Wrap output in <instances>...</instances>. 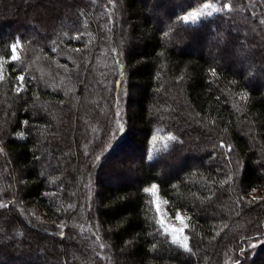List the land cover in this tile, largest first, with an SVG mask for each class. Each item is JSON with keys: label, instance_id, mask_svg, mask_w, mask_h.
Wrapping results in <instances>:
<instances>
[{"label": "trees", "instance_id": "obj_1", "mask_svg": "<svg viewBox=\"0 0 264 264\" xmlns=\"http://www.w3.org/2000/svg\"><path fill=\"white\" fill-rule=\"evenodd\" d=\"M164 1L55 0L57 14L29 18L11 14L22 0H0V235L14 232L0 237L3 262L45 254L46 238L58 264H264V53L230 28L248 19L264 37V4ZM35 23L45 40L25 32ZM152 184L188 215L189 249L158 223Z\"/></svg>", "mask_w": 264, "mask_h": 264}, {"label": "rangeland", "instance_id": "obj_2", "mask_svg": "<svg viewBox=\"0 0 264 264\" xmlns=\"http://www.w3.org/2000/svg\"><path fill=\"white\" fill-rule=\"evenodd\" d=\"M22 1H23L22 2L23 3V6H21V7L19 6L20 9L19 10L17 9L18 12L15 10L16 9V3H13L12 4L13 6H11L10 11L12 12L11 14H13V16L19 15L21 13V11L25 10L26 15H29V18H30V15L33 14V13H31L32 11H35V12L36 11H41L42 8H44L45 10H49L50 12H52L51 15H55V14L58 13L59 6L54 3L55 0H42L40 2H38L36 0H22ZM168 1L174 2V1H177V0H165L164 2L168 3ZM25 3H27V4H25ZM262 3L264 4V0H262ZM152 10H154V13H156L158 16H160V18L161 17L163 18L164 16L167 15V13L164 10H159V9L154 8V4L152 6ZM210 11H214V7H205L204 9H201V11L199 10V12H200V16L199 17L206 16L208 13H210ZM60 12H61V10H60ZM152 13H153V11H152ZM11 14H9V15H11ZM247 20L246 19H242V18L239 19V22L242 23L240 25H237L236 23H233V22L230 23L231 30L233 31V33H236V34H239L240 33V34H242L244 36H247L249 39H250V37H255L256 40L253 39L255 41L254 42L255 44L253 43L254 44L253 45V49H255V50L258 49L259 51H261V52L264 53V45H263L264 42L262 41V39L264 37H263L262 33H260V30H262V29H259L258 28V26L260 27V25L255 24L253 22H249ZM223 29H224V27H221V29L219 30L218 34L211 35L210 37H208V38L205 39V46L212 53L213 52L216 53L217 52L216 51V48L218 46H222L224 44L223 38L225 39V35H224V30ZM7 31L8 30L6 29V34H7ZM25 32L26 33H29V34L32 33L31 35H33V36L35 35L34 36L35 37L34 39H39V40H45L47 34H49V30H47L45 28V26L41 25V27H40L36 23H35V25H34L33 28H27L25 30ZM25 32H23V34ZM249 43H250V40H249ZM226 49H227V52H228L226 54V57L228 59H233V60H235V62L236 61L237 62L240 61L241 58L239 56V53L235 49H233V48L232 49L231 48H226ZM21 50H22V46L20 48H18V52H17V55H18L19 59H20ZM13 59H16V56L15 55H13ZM245 69H247V67H245L244 65H241V66H239L237 68V70H239L240 72H245L246 71ZM89 113H90L89 109L88 108H85L84 109V112L82 114H79V119L82 117L83 114L85 116H87V114H89ZM73 122L74 121H73V116H72L71 117V120L69 122V124H70V130H72ZM189 135H191V133H189ZM191 138H194L195 141L198 140L197 137H196V134L194 132H192V137ZM170 141H171V138L170 137L162 138V136L159 135V136H157V139H156V141H155L154 144L156 145L157 143H165V145H166ZM129 145H127L125 147V149H124L125 152H128L130 150V146ZM194 157H193V159L194 160H197V158H194ZM130 163H131L129 165L130 166V169L134 171V168L136 167V163H135V161H131ZM106 164H107V162H106ZM175 170L176 169H173L170 172L172 174H174L175 173ZM105 172H107L106 169L102 170V172H101V174L103 173L102 174L103 175L102 178H105V174H104ZM126 175H127V177L128 176H133V174L128 173V172H127ZM157 196H158V198L161 201V208H162L163 212L165 213L166 223L171 224V225H169V227H174V228H176L178 230L177 231V234L180 236L181 241L186 244L187 243L186 238L183 237V234L184 235H186V234H185V232L183 233L182 228H180V227L187 226L188 215L186 213H184V212H178L182 216V218L184 219V222H185L182 225L181 224L182 221H180L179 218H178L179 217V214L178 213L176 214L177 215V220H176V215H173V214H171L169 212V210L167 208V205L168 204L167 203H164L165 200L160 196V194L158 192V189H157ZM36 214H37V216H39L40 220H42L41 213L36 212ZM158 219H159V217H158ZM161 227H163V229L166 230L165 226L161 225ZM3 230H4L3 228L0 229V231H3ZM37 233L39 235H42V236L44 235V234H41L39 232H37ZM8 234L9 235H7V234L0 235L1 239L3 241L10 240V238L11 239L12 238L14 239V232L10 231ZM41 241H42L41 242V245L43 246L44 249H46L45 250L46 253L49 252V251H51V250H56V251L60 252V254H62L61 252H62L63 249L60 247V245H58V244L54 245V243L51 240L46 239V238H44ZM28 243H29V245H34V243L32 241H30V240H28ZM46 253L44 254V253H42L40 251V252H38V254L36 256H35V254L34 255H29V256L27 255V257L26 256L22 257L19 260V262H21V260L23 259L24 261L31 262L33 264H58V262L55 259L49 258L46 255ZM71 257L73 258V260L74 259L75 260H77V259L79 260V256L78 255H72V256L71 255H67V257H66L67 263H70L71 262V260H70ZM5 262H3L2 261V258L0 257V264H16V263H19L18 261H13V260L12 261H5Z\"/></svg>", "mask_w": 264, "mask_h": 264}, {"label": "snow or ice", "instance_id": "obj_3", "mask_svg": "<svg viewBox=\"0 0 264 264\" xmlns=\"http://www.w3.org/2000/svg\"><path fill=\"white\" fill-rule=\"evenodd\" d=\"M205 7H211V5H206ZM199 16H200V12L199 11H192L189 14L184 15L181 19L183 21H185V22H190V21L191 22H195L199 18ZM262 23H264V21H262ZM20 47H21V44H20L19 40H17L16 42H14V43H12L10 45L11 57L13 55L16 56V59H12L13 62H16L19 59V57L17 55V52H18V48H20ZM211 75L213 77H215L217 75V72L215 70H211ZM19 79L21 81H23L24 77L21 76ZM243 98H245V97L242 96V99ZM156 139H157V137H155V136L152 137L153 142H155ZM220 147L224 148V147H226V145L224 143H221ZM229 151H231L230 147H229ZM97 159H99V157H97ZM157 189H158V185L157 184H152L151 187L144 188V192L149 193L153 197L152 203H153V205L155 207L156 214L159 217L158 223H160L161 225L165 226V228H166L165 233L169 234L171 236L173 244H181L185 249H189V243H188L189 237L187 235L183 234V237H185L187 239V243L186 244L183 243L181 241L180 236L177 234L178 230L176 228H174V227H169V225H171V224L166 223L165 213L163 212V210L161 208V201H160V199L157 196ZM164 203H167V201H164ZM178 218H179L180 221H182L181 224L183 225L185 222H184V219L182 218V216L180 214H179ZM176 220H177V215H176ZM186 227L187 226L180 227V228H182L183 233L186 231Z\"/></svg>", "mask_w": 264, "mask_h": 264}]
</instances>
